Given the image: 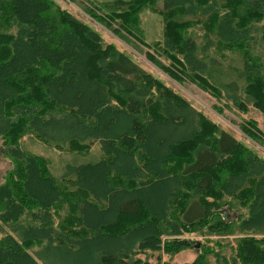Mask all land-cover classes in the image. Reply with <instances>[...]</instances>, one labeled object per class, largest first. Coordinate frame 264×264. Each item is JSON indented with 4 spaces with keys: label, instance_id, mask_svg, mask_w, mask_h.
<instances>
[{
    "label": "trees",
    "instance_id": "trees-1",
    "mask_svg": "<svg viewBox=\"0 0 264 264\" xmlns=\"http://www.w3.org/2000/svg\"><path fill=\"white\" fill-rule=\"evenodd\" d=\"M86 3L142 43V15L158 12L171 76L264 114V62L250 48L256 33L264 41V0ZM28 135L78 155L98 143L101 155L59 178L21 147ZM0 138L13 165L0 182V264H152L139 254L194 247L184 234H208L189 264H264L259 152L51 0H0Z\"/></svg>",
    "mask_w": 264,
    "mask_h": 264
},
{
    "label": "rangeland",
    "instance_id": "rangeland-1",
    "mask_svg": "<svg viewBox=\"0 0 264 264\" xmlns=\"http://www.w3.org/2000/svg\"><path fill=\"white\" fill-rule=\"evenodd\" d=\"M54 2L62 11L76 16L83 23L92 26L102 37L103 41L107 44H113L120 51L129 55L136 63H138L144 70L150 73L152 76L158 78L164 85L168 86L174 92L183 97V99L190 103L192 109L200 113L213 124L217 125L219 129L224 130L232 134L236 139L242 142L245 146L255 148L264 159V114L259 110L250 108L243 112L239 110L235 105L229 102L225 104V100L218 101L211 95V92L204 86L203 83L194 79L190 81L187 78H183V82H180L175 77L171 76L164 66L170 67V61L164 55L159 54L155 47L156 40L160 39L163 33V18L162 16L154 11L147 10L143 15V24L141 29L143 32V40L146 43L137 41L138 39L133 36H128L125 32L121 34L115 33L108 29L102 23L101 19L92 16L85 9L87 6L86 0H51ZM101 15V13H99ZM98 16V15H97ZM186 27L179 28L178 32L185 30ZM202 31L198 26L190 30V35L197 39L201 37ZM184 34V33H183ZM198 40V39H197ZM200 41V40H199ZM252 54L263 58L264 62V41L261 37V32L256 33V41L251 43ZM230 55V58L234 55L227 53L226 58ZM219 57V56H218ZM221 60L222 58L219 57ZM237 61V60H235ZM235 61H232L235 62ZM158 62V63H156ZM226 62V61H223ZM203 84V85H202ZM256 121L257 128L260 134L257 133L254 136L245 129L246 126H250L251 122ZM256 129V128H255ZM257 130V129H256ZM249 137V138H248ZM254 139V140H253ZM0 138V182H3L7 172L13 167L12 159L6 156L2 151V142ZM21 147L28 152V154H35L45 159L46 164H49L51 173L56 177H61L64 174L66 165L74 162L76 164L87 163L88 161H96L101 155V148L98 143L92 146V151L86 155H78L68 151H58L53 147H48L44 143L37 141L32 135L26 136L22 142ZM233 214V213H232ZM233 218V215L230 216ZM233 220V219H232ZM238 226L236 232H238ZM8 233V229H0V238L4 234ZM207 236H201V234H184L179 236L181 240L193 241L194 247L182 248V250L175 254H167L166 252H155L148 253L142 252L139 257L142 259H148L152 264H189L192 263L200 250L195 249L196 245L205 244L208 240ZM236 236H227V240L235 241ZM165 239H170L166 237ZM210 239V238H209ZM171 240V239H170Z\"/></svg>",
    "mask_w": 264,
    "mask_h": 264
}]
</instances>
